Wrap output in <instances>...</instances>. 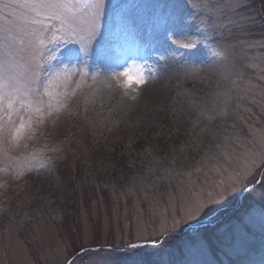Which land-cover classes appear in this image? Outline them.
<instances>
[{"label": "rangeland", "instance_id": "1", "mask_svg": "<svg viewBox=\"0 0 264 264\" xmlns=\"http://www.w3.org/2000/svg\"><path fill=\"white\" fill-rule=\"evenodd\" d=\"M112 2L106 0L108 5ZM119 2L142 5L156 0ZM230 2L204 0L203 16L213 26L196 31L199 20L190 22L187 32L196 35V47L176 44L185 35L178 33L158 54L145 50L150 45L149 11L132 10L121 43L129 54L137 49L138 54L115 55L101 65L93 55L86 68L89 73L98 70V79L117 86L71 83L75 92L64 108L40 117L34 131L12 141L9 152L0 157V264H67L73 258L75 264H145L142 252L181 236L177 232L158 238L172 216L227 179L246 151L264 147V36L258 34L264 27L256 28V33L258 14L253 8L241 10L248 0H242L238 15L225 7ZM196 15L201 17L200 12ZM159 55L165 56L166 67ZM225 62L234 67L225 68ZM191 64L198 68L195 75L186 71ZM126 68L133 74L139 69L147 83L130 89L119 86L112 73ZM222 73L226 79H221ZM221 90L228 96L220 97ZM205 125L208 129H202ZM74 127L87 129L91 147L109 154L101 164L96 160L103 152L93 157L86 152L75 184L78 229L73 223L70 231L56 201L63 182L57 167L69 151ZM178 132L187 135L184 139L191 137L190 145L184 141L189 149L182 152L168 142L172 155L164 159L162 137L169 139ZM44 159L50 164L41 170L38 161ZM122 160L126 175L118 165ZM71 192L65 195L66 202ZM132 243L139 246L129 249ZM82 248L88 251L81 254ZM175 249L173 255L169 247L162 250V264H182L181 251Z\"/></svg>", "mask_w": 264, "mask_h": 264}, {"label": "snow or ice", "instance_id": "2", "mask_svg": "<svg viewBox=\"0 0 264 264\" xmlns=\"http://www.w3.org/2000/svg\"><path fill=\"white\" fill-rule=\"evenodd\" d=\"M225 7L238 15L242 0H231ZM137 8L151 15L150 45L145 50L152 54L166 49L178 33L185 35L175 40L176 44L195 48L197 37L187 32L193 20H199L196 31L213 26L203 16L207 10L204 0H156L142 5L119 0L110 5L106 0H0V13H8L0 14V157L9 152L12 141L34 131V126L42 122L40 117L51 116L66 106L75 92L71 83L90 88L117 86L111 80L98 79V70L89 73L86 68L93 55L96 65H101L111 62L115 55L138 54V49L129 54L121 43L126 38L129 13ZM220 47L216 41V48ZM169 55L177 59L174 52ZM72 56L78 59L68 58ZM158 59L167 66L164 55ZM223 66L234 64L225 62ZM186 71L195 75L198 68L191 64ZM112 76L125 89L147 83L139 69L133 74L126 68ZM226 78L222 73L221 79ZM228 94L224 90L218 93L220 97ZM49 164L48 159L38 161L41 170ZM261 169L264 147L249 149L227 179L214 185L211 192L189 201L182 214L172 216L170 225L163 226L158 238L177 232L186 237L182 264H264V195L258 201L251 198L256 187L264 189ZM138 246L132 243L127 247ZM87 251L80 249L81 254ZM67 264H75V258Z\"/></svg>", "mask_w": 264, "mask_h": 264}, {"label": "trees", "instance_id": "3", "mask_svg": "<svg viewBox=\"0 0 264 264\" xmlns=\"http://www.w3.org/2000/svg\"><path fill=\"white\" fill-rule=\"evenodd\" d=\"M248 4H245V6L241 9V10H246V8H253V10H255L253 13H256V15L258 14L256 20H258L257 25L255 26L254 30L256 32V28L264 27V0H248ZM255 15V16H256ZM255 20V19H254ZM259 24V25H258ZM263 26V27H262ZM258 33V32H256ZM258 34H260L261 36H264V31L263 32H259ZM252 36V34L250 35ZM83 120V119H81ZM186 128V127H185ZM71 129V134L69 136V142H68V153L65 156V159L59 162L58 164V169L59 171L62 172L63 174V182H62V188H59V193L56 196V201L60 204V209L63 210L64 212V219L66 226L68 228V230L72 231L71 229L73 228V223L76 226V229H78L77 224L79 223L78 219H79V206H78V199L76 196L75 199V193H77V189L75 187V184L77 182L78 179H80V166L81 167H85V165L83 164V159H86V152H89L90 155L93 157L94 154H99L102 153V156L100 158H98L96 160V162H99L102 164V161L106 158V155L109 154V152L107 151L104 152L102 150L99 149H95L93 147H91V142L88 138L89 133L87 129H81L79 131L76 130V128H70ZM202 129H208L207 125H205V128ZM186 130V129H184ZM201 130V129H199ZM83 137L85 143H82V140H80L79 138ZM90 137V136H89ZM187 135H185V133L182 132H178L176 134H171L170 138L171 140L168 139V137L164 136L162 137V150L164 151V159L170 158V156L172 155V152L170 150V147H168V142L171 143L174 148H179V151H184V150H188L189 146L187 147L186 145H184V141L187 140L188 141V145H190V139L191 137L188 136L187 139L186 138ZM173 141V142H172ZM181 141L183 142V146L181 145ZM86 145H89L90 147H85ZM181 146V147H180ZM87 149V151H84L83 149ZM89 150V151H88ZM112 153V152H111ZM114 153V152H113ZM169 156V157H168ZM185 155L182 154V157H184ZM78 158H79V162H78ZM91 158V157H89ZM92 159V158H91ZM124 161L122 160V162L120 161L118 163V165H120V170L126 175V165H123ZM82 169V168H81ZM112 169V168H111ZM112 173L116 172L115 167L112 169L111 171ZM82 178V177H81ZM69 190H71L72 192V198L69 202H66L65 195H67L68 197L69 195ZM58 190L55 191L54 196L56 194ZM74 195V197H73ZM264 195V192L260 191V187L255 189L252 193H251V198L255 199V200H260L261 196ZM77 200V201H76ZM75 229V231H76ZM72 235H75L74 233H71ZM176 238V239H175ZM173 237L174 242L172 241L173 239H170L168 242L164 241L161 245V248H153L151 250H145L144 252H142V255L140 257L143 258V261L145 264H162V258H161V253L162 250L169 247L168 252L173 255L175 252L174 250L175 247H178L179 250L181 251L182 247H183V243L184 240L186 239L185 237L182 236H178V237ZM148 246V245H147ZM114 248V246H112ZM126 247V246H125ZM102 248V247H101ZM80 251V250H79Z\"/></svg>", "mask_w": 264, "mask_h": 264}, {"label": "clouds", "instance_id": "4", "mask_svg": "<svg viewBox=\"0 0 264 264\" xmlns=\"http://www.w3.org/2000/svg\"><path fill=\"white\" fill-rule=\"evenodd\" d=\"M117 79H118V80H122V77H118ZM118 85H119V84H118Z\"/></svg>", "mask_w": 264, "mask_h": 264}]
</instances>
